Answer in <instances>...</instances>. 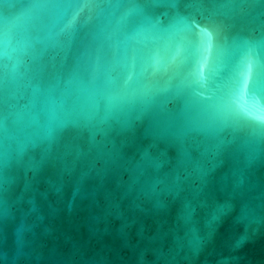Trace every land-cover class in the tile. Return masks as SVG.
<instances>
[{"label":"water","instance_id":"water-1","mask_svg":"<svg viewBox=\"0 0 264 264\" xmlns=\"http://www.w3.org/2000/svg\"><path fill=\"white\" fill-rule=\"evenodd\" d=\"M0 264H264V0H0Z\"/></svg>","mask_w":264,"mask_h":264},{"label":"snow or ice","instance_id":"snow-or-ice-1","mask_svg":"<svg viewBox=\"0 0 264 264\" xmlns=\"http://www.w3.org/2000/svg\"><path fill=\"white\" fill-rule=\"evenodd\" d=\"M247 85H248V78L246 77L243 83V86L241 87L239 94L241 97H244L247 95Z\"/></svg>","mask_w":264,"mask_h":264}]
</instances>
